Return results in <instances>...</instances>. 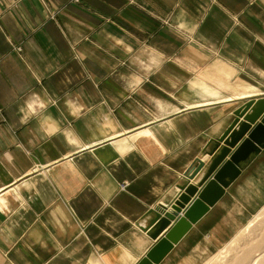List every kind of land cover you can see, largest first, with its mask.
<instances>
[{"label": "crops", "instance_id": "obj_1", "mask_svg": "<svg viewBox=\"0 0 264 264\" xmlns=\"http://www.w3.org/2000/svg\"><path fill=\"white\" fill-rule=\"evenodd\" d=\"M252 99L235 129L264 116V0H0V264H139ZM263 209L264 148L159 264H204Z\"/></svg>", "mask_w": 264, "mask_h": 264}, {"label": "water", "instance_id": "obj_2", "mask_svg": "<svg viewBox=\"0 0 264 264\" xmlns=\"http://www.w3.org/2000/svg\"><path fill=\"white\" fill-rule=\"evenodd\" d=\"M256 103V100L252 99L239 107L234 113L231 125L220 138L213 142L209 153L212 159L199 186L190 183L182 185L180 195L170 207L161 205L152 211L154 219L151 235L157 242L139 264H159L174 248V244L178 243L192 225L209 210L210 206H213L225 194V188L240 175L242 162H246L252 153L259 154L264 148V116L253 129L250 121L241 123L239 130L235 129L241 118L245 117ZM259 103L261 105L259 114L262 116L264 99ZM251 129L248 137L243 140ZM241 140H243L242 143L231 154L230 159L226 160L231 153L229 148H235ZM222 143L225 147H221ZM206 165L205 161H199L190 174L189 180L194 179ZM198 192L197 197L192 200ZM188 204H190L189 207H186ZM183 209L185 212L182 214ZM173 220H177L173 227L163 237H160Z\"/></svg>", "mask_w": 264, "mask_h": 264}, {"label": "rangeland", "instance_id": "obj_3", "mask_svg": "<svg viewBox=\"0 0 264 264\" xmlns=\"http://www.w3.org/2000/svg\"><path fill=\"white\" fill-rule=\"evenodd\" d=\"M264 264V209L204 264Z\"/></svg>", "mask_w": 264, "mask_h": 264}, {"label": "bare ground", "instance_id": "obj_4", "mask_svg": "<svg viewBox=\"0 0 264 264\" xmlns=\"http://www.w3.org/2000/svg\"><path fill=\"white\" fill-rule=\"evenodd\" d=\"M259 261V260H258ZM255 258L252 260L251 264H256L258 262Z\"/></svg>", "mask_w": 264, "mask_h": 264}]
</instances>
